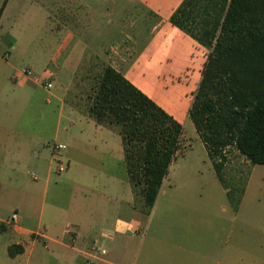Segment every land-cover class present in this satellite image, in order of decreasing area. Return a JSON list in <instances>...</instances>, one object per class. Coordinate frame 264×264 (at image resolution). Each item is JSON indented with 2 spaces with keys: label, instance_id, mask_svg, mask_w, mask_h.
<instances>
[{
  "label": "crops",
  "instance_id": "0c3cea01",
  "mask_svg": "<svg viewBox=\"0 0 264 264\" xmlns=\"http://www.w3.org/2000/svg\"><path fill=\"white\" fill-rule=\"evenodd\" d=\"M26 1L22 16L55 18L50 31L54 33L56 50L49 64L54 68L55 79L52 89L44 88L38 82L39 77L45 78L36 73L38 64L21 48L19 36L11 35L10 48L0 55V264H127L134 257L137 264L140 256L143 257L141 264H238L247 254L252 256L238 245L229 244L234 233L213 236L217 242L214 251L207 250V235L202 234L156 235L153 241H166L167 249L146 245L147 240L142 239L136 256L128 251L130 235L141 224L145 200L136 205V200L143 195L137 197L138 192L130 181L121 136L98 125L85 113L91 84L80 95L71 90L80 77L84 58L74 57L69 50L88 49L92 42L104 48L112 25L111 16L99 15L87 0ZM138 1L152 8L148 13L153 18L160 19L154 29L155 37L134 62L132 70L126 71V64L136 54L134 51L131 54L115 51L105 54L103 59L183 124L181 116L186 117L187 110L148 93L137 82V72L144 62L162 87L169 76L174 77L172 73H185L188 78L197 74L193 87L177 85L171 90L178 91L192 104L206 63V49L170 23L171 15L184 0ZM10 2L7 0V7ZM33 37L26 43L28 48L33 46ZM129 42L132 44L126 37L121 47ZM137 46L138 42L134 41L129 48L133 50ZM41 47L40 50L47 46ZM181 61L184 68L177 71L175 65ZM167 63H170L169 71L162 69ZM96 65H91L90 72ZM24 68H31L33 75L23 76ZM91 77L85 79L91 80ZM41 90L47 94L46 98H42ZM184 140L185 137L183 149L187 147L183 145ZM55 144L67 146L61 156L69 167L62 177L56 173L52 148ZM255 166L251 165L252 172ZM171 168L150 215L155 213L161 192L171 181ZM31 172L37 177L32 178ZM252 172L248 174L236 214L244 206ZM12 205L20 215L19 225L8 223L11 215L7 209ZM126 210L129 220L124 216ZM111 223L115 224L117 234L107 229ZM190 242H197V245L193 243L194 249L189 247ZM11 246L22 251L12 257ZM100 249H105L107 254H101ZM254 257L262 255L256 253Z\"/></svg>",
  "mask_w": 264,
  "mask_h": 264
},
{
  "label": "trees",
  "instance_id": "16d2710c",
  "mask_svg": "<svg viewBox=\"0 0 264 264\" xmlns=\"http://www.w3.org/2000/svg\"><path fill=\"white\" fill-rule=\"evenodd\" d=\"M170 23L209 50L189 117L237 213L246 182L229 183L227 150L264 164V0H184ZM91 81L85 113L121 136L130 181L150 213L184 126L110 65ZM21 251L9 248L12 257Z\"/></svg>",
  "mask_w": 264,
  "mask_h": 264
},
{
  "label": "rangeland",
  "instance_id": "374dc122",
  "mask_svg": "<svg viewBox=\"0 0 264 264\" xmlns=\"http://www.w3.org/2000/svg\"><path fill=\"white\" fill-rule=\"evenodd\" d=\"M43 1L51 2L50 0ZM87 1L90 2L91 9L98 12L99 15L108 13L111 16L110 20L112 21V25L108 29V37L104 40V48L98 46L100 43L92 42L88 49L71 48L69 50V53L74 55V57L77 55L84 58L79 70L80 77L75 80L74 86L71 88L75 95L83 94V91L86 92L89 84H94L91 81L93 76L102 71L108 63V61L103 59L105 54H113L115 51H125V53L131 54L134 51L136 54L126 64V71L132 70L134 68V62L141 57L152 38L155 37L154 29L160 21V19L153 18L148 13L152 8L144 4L143 1ZM5 2L6 0H0V14ZM25 3H28V1L11 0L9 7L6 6L2 12L0 19V55L5 49L10 48L11 35H17L21 39V48H24L30 54V58L38 64L36 73L45 76L47 81L54 82L55 75L53 76V73L55 71L49 64L54 59L56 50L54 48V33L50 31V27H54L55 18L53 16L49 18L44 15L24 17L22 13ZM32 35H34L33 46L28 48L26 43ZM126 37L132 41V44H134V41H137L138 46L131 50L129 47L132 44L129 42L127 46L124 45L122 48L121 43L123 40L126 41ZM42 45H46V49L40 50ZM204 51L207 60L209 50L206 49ZM95 64L97 65L90 72L89 68ZM175 68L177 71L184 68L182 61L177 62ZM162 69L169 71L170 63L163 64ZM172 74L174 77L169 76L163 82L164 86L162 87L154 78L153 72L150 71V68L144 62L141 65V71L137 72V82L148 93L154 97L157 96L158 98L165 99L170 105L183 108L184 111L187 110L188 115L186 117L181 116L183 121L182 125L184 126V137L186 138L183 145H187V147H185L186 149L184 148L185 150L181 148L176 160L173 162L170 175L171 181L163 188L155 213L150 215L146 212V209L144 210L140 226L137 225L133 234L130 235L132 240L128 251L136 256L140 249L138 242L142 239L147 240L146 245L153 244L157 245L161 250L167 249L166 241L155 242L153 239H155L156 235L167 236L176 234L207 235V250L214 251L217 242L213 236L234 233L233 239H229V244L238 245L240 249H245L253 254L252 256L247 254V257L243 261L240 260L238 264H264V261H258L261 258L264 259V165L255 166L252 172L251 164L247 162V159L243 155L238 153L234 148L227 150L229 163L227 165L226 176L229 183L244 179L247 185L248 174L249 172L253 173L244 206L241 212L236 214L229 204L225 189L216 176L208 152L200 141L192 120L189 117L192 106L191 102L186 101L178 91L171 92L177 85H182L188 89L193 87L196 83L197 74L189 78L184 75L185 73L179 75ZM89 75L92 76L91 80L85 79ZM176 78H179V80ZM53 82L52 84L54 85ZM40 92L42 98H46L47 94L45 91L41 90ZM66 172L60 174L61 177ZM60 175L57 174L58 177ZM137 194V197L142 196L140 190ZM140 198L136 200L137 206L140 204V200H144L143 197L142 199ZM7 211L12 215L15 211L14 206H10ZM124 216L128 220L130 219L128 210H126ZM123 218L125 219V217ZM107 229L111 234H117L118 232L113 223ZM235 235L239 237L237 236V239H235ZM193 243L197 245V242H190L189 247L191 249L195 248ZM145 250L146 247L142 249L143 252ZM256 253L261 254L262 257H254ZM142 259L143 257L140 256V261L137 264H141ZM127 264H136L135 257Z\"/></svg>",
  "mask_w": 264,
  "mask_h": 264
},
{
  "label": "built area",
  "instance_id": "2783aa9c",
  "mask_svg": "<svg viewBox=\"0 0 264 264\" xmlns=\"http://www.w3.org/2000/svg\"><path fill=\"white\" fill-rule=\"evenodd\" d=\"M21 74L23 76H32L33 75V71L31 68H24L21 72ZM38 82L44 86V88L50 90L53 88V84L52 82L47 81L44 77H39L38 78ZM53 148V152H54V157H55V163H56V173L58 175L63 174L64 172H66L68 170V163H66L63 159V157L61 156L62 153L67 149V146L64 144H55L52 146ZM31 177L32 178H36L37 175L33 172H31ZM9 224L12 225H19L20 223V215L18 212H14L8 221ZM101 254L106 255L107 251L105 249H100L98 250Z\"/></svg>",
  "mask_w": 264,
  "mask_h": 264
}]
</instances>
